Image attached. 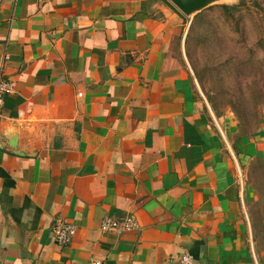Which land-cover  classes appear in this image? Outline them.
<instances>
[{
  "label": "crops",
  "instance_id": "0c3cea01",
  "mask_svg": "<svg viewBox=\"0 0 264 264\" xmlns=\"http://www.w3.org/2000/svg\"><path fill=\"white\" fill-rule=\"evenodd\" d=\"M198 14L0 0V77L14 86L0 110V264H264L249 173L264 123L247 133L214 111L172 56ZM130 215L135 229L101 231ZM57 219L76 227L65 246Z\"/></svg>",
  "mask_w": 264,
  "mask_h": 264
},
{
  "label": "rangeland",
  "instance_id": "374dc122",
  "mask_svg": "<svg viewBox=\"0 0 264 264\" xmlns=\"http://www.w3.org/2000/svg\"><path fill=\"white\" fill-rule=\"evenodd\" d=\"M223 4L237 9L226 15L219 7ZM199 14L191 23L181 21L172 56L191 70L214 111H231L242 130L252 133L264 123V0H224ZM262 164H251L249 173L253 232L264 251Z\"/></svg>",
  "mask_w": 264,
  "mask_h": 264
},
{
  "label": "built area",
  "instance_id": "2783aa9c",
  "mask_svg": "<svg viewBox=\"0 0 264 264\" xmlns=\"http://www.w3.org/2000/svg\"><path fill=\"white\" fill-rule=\"evenodd\" d=\"M14 91L13 83L0 77V110L4 104L5 96L11 94ZM136 221L133 216H127L121 221L116 219L105 217L101 221L100 229L106 234H121L123 232L131 231L136 228ZM76 227L63 220L57 219L54 222L52 233L56 243L60 246L69 244L73 236L75 235ZM179 264H195L192 256L189 254H182L178 258ZM89 264H103L100 260H92Z\"/></svg>",
  "mask_w": 264,
  "mask_h": 264
},
{
  "label": "water",
  "instance_id": "95a60500",
  "mask_svg": "<svg viewBox=\"0 0 264 264\" xmlns=\"http://www.w3.org/2000/svg\"><path fill=\"white\" fill-rule=\"evenodd\" d=\"M188 18L194 17L207 7L220 4L224 0H169ZM224 5V4H223Z\"/></svg>",
  "mask_w": 264,
  "mask_h": 264
},
{
  "label": "trees",
  "instance_id": "16d2710c",
  "mask_svg": "<svg viewBox=\"0 0 264 264\" xmlns=\"http://www.w3.org/2000/svg\"><path fill=\"white\" fill-rule=\"evenodd\" d=\"M220 7V9L226 14V15H230V14H232L234 11H236V9H237V6H231V5H221V6H219ZM202 14V13H201ZM201 14H198L197 16H196V18L197 17H200V15ZM262 163H264V158L263 159H261V160H258V166L259 165H263Z\"/></svg>",
  "mask_w": 264,
  "mask_h": 264
}]
</instances>
